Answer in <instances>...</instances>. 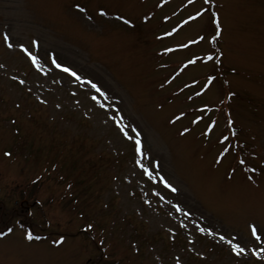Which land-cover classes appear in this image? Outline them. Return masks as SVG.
I'll use <instances>...</instances> for the list:
<instances>
[{
    "label": "rangeland",
    "instance_id": "rangeland-1",
    "mask_svg": "<svg viewBox=\"0 0 264 264\" xmlns=\"http://www.w3.org/2000/svg\"><path fill=\"white\" fill-rule=\"evenodd\" d=\"M2 182L0 264H264V0H0Z\"/></svg>",
    "mask_w": 264,
    "mask_h": 264
},
{
    "label": "snow or ice",
    "instance_id": "snow-or-ice-1",
    "mask_svg": "<svg viewBox=\"0 0 264 264\" xmlns=\"http://www.w3.org/2000/svg\"><path fill=\"white\" fill-rule=\"evenodd\" d=\"M77 7L79 8L80 5H77ZM103 11L104 10L101 9V12H103ZM196 15L199 16L200 13H197ZM121 19H123V17H121ZM189 19H192V17H189ZM129 23H131V21H129ZM217 23H219V21H217ZM219 35H220V32L217 31L216 32V36H219ZM215 38H216L215 36L212 37L213 40H215ZM4 40H5V42H6V44H7V46L9 48L13 47V44L11 43L10 38H9V36H8L7 33H4ZM33 44H37L38 45V42L37 41H33ZM19 48L22 49L23 52L26 53L30 57L31 61L34 64H36L37 67H40V64L38 62L39 61V57L37 55H34L32 53V51H30V49H29L28 46H26L23 43H20L19 44ZM207 58L208 59H212L211 56H209ZM53 63H56L55 59H53ZM56 66L57 67H64L61 64H56ZM64 70L66 72L71 73V75L74 76V77L77 75V73L75 71H73L72 68L65 67ZM21 83H23V81H21ZM88 83L89 84H92V81L89 80ZM92 87H96L98 89V86L95 85V84H92ZM93 99H97V97L94 96ZM102 106L107 107V105H102ZM197 119H199V117H197ZM116 123H119V121H116ZM185 131H187V129H185ZM124 135L125 136H128V132L125 131L124 132ZM128 138L129 139H133L134 138L135 139V143L137 144V146L139 148V144H140V134H139V132L133 130V136H129ZM224 151L227 152L228 149H225ZM140 166H141V168H144L145 167V165L143 163H141ZM149 175L151 176V172H149ZM164 183L167 185L168 188L172 189L173 191L176 190V189L173 188V185L172 184L168 183L167 180H165ZM176 207H177V210L178 211L181 210L179 205H177ZM200 231L203 232V231H205V229L201 228ZM208 231L211 232V229H208ZM250 231H251V235L253 237H255L256 239H260V237L257 235V231H258V226L257 225H255V224L250 225ZM2 235H3V233H0V236H2ZM220 238L222 240L225 239L224 236H221ZM27 239H29V240L33 239V235H32L31 232H28L27 233ZM229 244H230V246L232 248V251L233 252H236L237 254L244 253L247 250V246H248V242L247 241H244V240H240L239 242H236V243H233L232 240H229ZM252 252L255 253L256 255H261L262 253H264V248H260V249H258V248H252ZM177 264H180V262L178 261Z\"/></svg>",
    "mask_w": 264,
    "mask_h": 264
},
{
    "label": "flooded vegetation",
    "instance_id": "flooded-vegetation-1",
    "mask_svg": "<svg viewBox=\"0 0 264 264\" xmlns=\"http://www.w3.org/2000/svg\"><path fill=\"white\" fill-rule=\"evenodd\" d=\"M0 187H1V184H0ZM28 202H29V201H28ZM6 204H7L6 201H4V200H0V214H1L2 210H3V208H4L3 206L6 205ZM15 204H16L17 207H14L13 210H14V212L17 213V214H19V212H24L26 208H27L28 210H30V208L27 206V203H26V202L23 203V204H19V200H16ZM28 204H29V203H28ZM5 211H6V210H5ZM6 212H7V211H6ZM1 219H2V217H1ZM1 225H2V221H1L0 226H1Z\"/></svg>",
    "mask_w": 264,
    "mask_h": 264
}]
</instances>
